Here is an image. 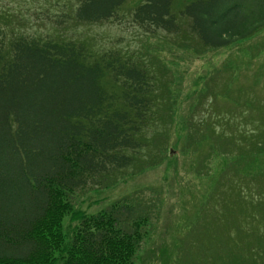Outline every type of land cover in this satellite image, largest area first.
Segmentation results:
<instances>
[{
  "label": "trees",
  "instance_id": "16d2710c",
  "mask_svg": "<svg viewBox=\"0 0 264 264\" xmlns=\"http://www.w3.org/2000/svg\"><path fill=\"white\" fill-rule=\"evenodd\" d=\"M68 1L69 19L91 25L118 19L128 0ZM131 18L146 34L182 35L217 50L264 30V0H142ZM7 27L0 24V264H138L153 211L125 196L89 213L73 197L161 162L151 153L157 137L149 129L160 121L165 127V84L158 88L153 69L135 53ZM236 103L238 114L251 112L249 131H240L248 124L235 116L239 124L218 116L190 125L196 149L228 140L239 148L214 146L213 154L233 158H223L207 195L209 243L193 258L203 264H264V229L217 232L237 206L249 219L264 203V182L250 184L245 168L236 167L264 152V102L247 96Z\"/></svg>",
  "mask_w": 264,
  "mask_h": 264
},
{
  "label": "rangeland",
  "instance_id": "374dc122",
  "mask_svg": "<svg viewBox=\"0 0 264 264\" xmlns=\"http://www.w3.org/2000/svg\"><path fill=\"white\" fill-rule=\"evenodd\" d=\"M141 1L128 0L118 19L87 25L69 19L68 0H0V24L38 37L59 35L88 41L98 49L115 48L135 53L153 69L158 77V88L162 90L165 84L163 95L169 97L171 104L164 112L163 117L167 115L165 127L160 121L154 125L155 130L152 126L149 129V133L154 132L157 137L151 153L158 154L161 162L123 178L119 176L121 179L113 186H89L78 191L73 201L77 208L91 213L129 196L154 213L147 238L136 258L138 264H203L193 258L200 250H206L209 243L207 195L217 183L215 175L219 177L224 171L223 158L233 157L220 152L213 154L215 145L206 141L196 149L189 139L190 125L205 122L206 118H213L215 122L221 116L232 121L230 124L238 123L233 120L235 117L241 124L246 122L248 125L243 124L240 131L252 128L248 122L251 112L238 114L240 108L236 101L248 96L264 102V49L258 51L259 43H264V30L231 47L206 50L194 38L165 33L152 36L139 30L131 12ZM62 12L66 16H61L63 22L57 25L56 15ZM252 52H257V56L251 57ZM237 133L236 130L239 135ZM159 145L163 146L162 153L157 149ZM216 146L226 152L239 149L229 140L218 141ZM236 167L245 168L241 171L250 184L264 182V152L241 164L237 162ZM226 199L231 202L230 197ZM251 213L254 217L248 219L237 206L225 221L218 223L217 232L233 236L237 226L250 233L254 227L263 231L264 203L257 204ZM67 222L66 218L65 224Z\"/></svg>",
  "mask_w": 264,
  "mask_h": 264
},
{
  "label": "water",
  "instance_id": "95a60500",
  "mask_svg": "<svg viewBox=\"0 0 264 264\" xmlns=\"http://www.w3.org/2000/svg\"><path fill=\"white\" fill-rule=\"evenodd\" d=\"M171 153H173V151H171Z\"/></svg>",
  "mask_w": 264,
  "mask_h": 264
}]
</instances>
